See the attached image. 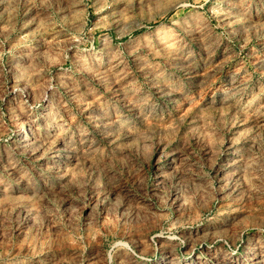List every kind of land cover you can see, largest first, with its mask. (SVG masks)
<instances>
[{
    "label": "rangeland",
    "instance_id": "obj_1",
    "mask_svg": "<svg viewBox=\"0 0 264 264\" xmlns=\"http://www.w3.org/2000/svg\"><path fill=\"white\" fill-rule=\"evenodd\" d=\"M0 264H264V0H0Z\"/></svg>",
    "mask_w": 264,
    "mask_h": 264
},
{
    "label": "bare ground",
    "instance_id": "obj_2",
    "mask_svg": "<svg viewBox=\"0 0 264 264\" xmlns=\"http://www.w3.org/2000/svg\"><path fill=\"white\" fill-rule=\"evenodd\" d=\"M21 122V121H20ZM24 122V121H23ZM21 125V124H20ZM25 126V125H24ZM23 128V127H22ZM28 128H30V127H28ZM25 131H27V129L25 128ZM32 131V130H31ZM28 132V131H27ZM27 132H26V134H27ZM35 134V133H34ZM27 136V135H26ZM32 136V135H31ZM28 139V138H27ZM32 139V138H31ZM26 140V139H25ZM28 141V140H27ZM32 141V140H31ZM33 142V141H32ZM35 142V141H34ZM254 257V256H253ZM252 257V258H253ZM256 259V258H255Z\"/></svg>",
    "mask_w": 264,
    "mask_h": 264
}]
</instances>
